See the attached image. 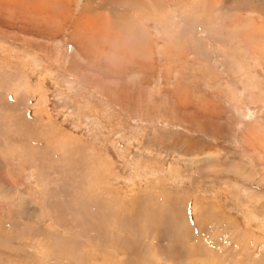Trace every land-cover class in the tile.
Instances as JSON below:
<instances>
[{"label":"rangeland","instance_id":"1","mask_svg":"<svg viewBox=\"0 0 264 264\" xmlns=\"http://www.w3.org/2000/svg\"><path fill=\"white\" fill-rule=\"evenodd\" d=\"M0 264H264V0H0Z\"/></svg>","mask_w":264,"mask_h":264}]
</instances>
